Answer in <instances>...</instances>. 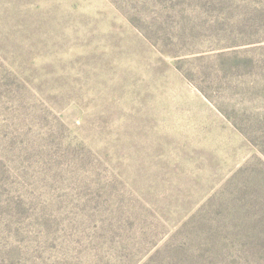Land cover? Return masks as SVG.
I'll use <instances>...</instances> for the list:
<instances>
[{"label": "rangeland", "instance_id": "rangeland-1", "mask_svg": "<svg viewBox=\"0 0 264 264\" xmlns=\"http://www.w3.org/2000/svg\"><path fill=\"white\" fill-rule=\"evenodd\" d=\"M0 264H264V0H0Z\"/></svg>", "mask_w": 264, "mask_h": 264}]
</instances>
